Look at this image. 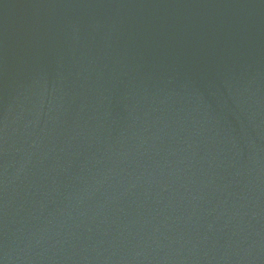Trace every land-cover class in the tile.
I'll use <instances>...</instances> for the list:
<instances>
[{
	"label": "water",
	"instance_id": "1",
	"mask_svg": "<svg viewBox=\"0 0 264 264\" xmlns=\"http://www.w3.org/2000/svg\"><path fill=\"white\" fill-rule=\"evenodd\" d=\"M0 264H264V0H0Z\"/></svg>",
	"mask_w": 264,
	"mask_h": 264
}]
</instances>
